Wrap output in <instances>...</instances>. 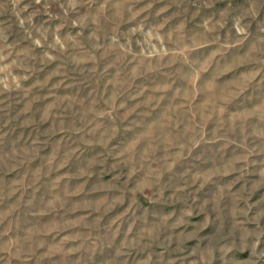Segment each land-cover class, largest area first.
Wrapping results in <instances>:
<instances>
[{
    "label": "rangeland",
    "instance_id": "374dc122",
    "mask_svg": "<svg viewBox=\"0 0 264 264\" xmlns=\"http://www.w3.org/2000/svg\"><path fill=\"white\" fill-rule=\"evenodd\" d=\"M0 264H264V0H0Z\"/></svg>",
    "mask_w": 264,
    "mask_h": 264
}]
</instances>
